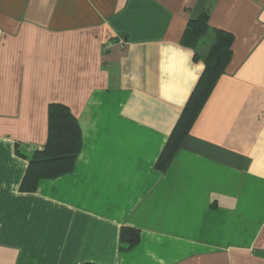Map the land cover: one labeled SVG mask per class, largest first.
<instances>
[{
    "label": "crops",
    "instance_id": "crops-1",
    "mask_svg": "<svg viewBox=\"0 0 264 264\" xmlns=\"http://www.w3.org/2000/svg\"><path fill=\"white\" fill-rule=\"evenodd\" d=\"M204 12L232 57L161 171L205 70L182 43ZM52 103L81 151L24 192ZM0 264H264V0H0Z\"/></svg>",
    "mask_w": 264,
    "mask_h": 264
},
{
    "label": "trees",
    "instance_id": "trees-1",
    "mask_svg": "<svg viewBox=\"0 0 264 264\" xmlns=\"http://www.w3.org/2000/svg\"><path fill=\"white\" fill-rule=\"evenodd\" d=\"M233 41L232 33L211 28L208 12L189 21L182 43L195 51V60H202L205 70L156 163L159 170L165 171L181 149L198 113L231 60ZM81 147L82 133L77 118L66 105L50 104L46 145L42 150L34 152L21 190L34 192L40 181L71 173ZM120 239L124 246L121 249L128 251L139 244L140 233L138 230L124 227Z\"/></svg>",
    "mask_w": 264,
    "mask_h": 264
}]
</instances>
